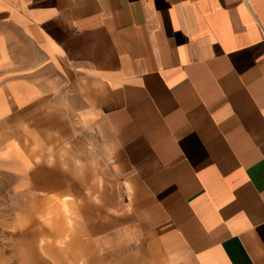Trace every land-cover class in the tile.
I'll use <instances>...</instances> for the list:
<instances>
[{"label": "crops", "instance_id": "1", "mask_svg": "<svg viewBox=\"0 0 264 264\" xmlns=\"http://www.w3.org/2000/svg\"><path fill=\"white\" fill-rule=\"evenodd\" d=\"M0 168L88 264H264V0H0Z\"/></svg>", "mask_w": 264, "mask_h": 264}, {"label": "rangeland", "instance_id": "2", "mask_svg": "<svg viewBox=\"0 0 264 264\" xmlns=\"http://www.w3.org/2000/svg\"><path fill=\"white\" fill-rule=\"evenodd\" d=\"M64 198L24 189L0 168V264H88L92 246L75 203Z\"/></svg>", "mask_w": 264, "mask_h": 264}]
</instances>
